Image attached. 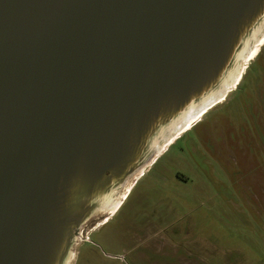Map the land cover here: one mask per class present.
I'll return each mask as SVG.
<instances>
[{
    "label": "water",
    "instance_id": "obj_1",
    "mask_svg": "<svg viewBox=\"0 0 264 264\" xmlns=\"http://www.w3.org/2000/svg\"><path fill=\"white\" fill-rule=\"evenodd\" d=\"M263 17L264 0H0V264H64Z\"/></svg>",
    "mask_w": 264,
    "mask_h": 264
},
{
    "label": "rangeland",
    "instance_id": "obj_2",
    "mask_svg": "<svg viewBox=\"0 0 264 264\" xmlns=\"http://www.w3.org/2000/svg\"><path fill=\"white\" fill-rule=\"evenodd\" d=\"M100 219L81 227L72 264H264V46L95 232Z\"/></svg>",
    "mask_w": 264,
    "mask_h": 264
},
{
    "label": "bare ground",
    "instance_id": "obj_3",
    "mask_svg": "<svg viewBox=\"0 0 264 264\" xmlns=\"http://www.w3.org/2000/svg\"><path fill=\"white\" fill-rule=\"evenodd\" d=\"M264 42V17L256 29L252 32L250 37L246 40L243 47L237 53L234 65L227 75L222 80L219 88L212 91L207 95L202 101L198 104H192L190 107L182 113V115L173 122L169 128L163 131L160 136L155 140L153 144L152 156L150 159L139 168L132 176H130L127 181L122 184L119 188L113 190L101 204V206L96 210L94 216L103 215L109 213L106 219L111 217L117 208L122 204L124 198L127 196L129 190L134 184L135 180H138L141 176V171L150 163V161L160 153L162 148L181 130H187L193 122L198 120L201 116V113L206 111L208 108L214 104L223 100V98L230 91H234L238 85L239 80L241 79L245 68L248 65L247 63L255 55L258 50V47L261 43ZM246 66V67H245ZM174 139V138H173ZM169 145V144H168ZM161 155V154H160ZM93 216V217H94ZM79 237V234L78 236ZM78 238H76L77 241ZM77 246V242L75 243ZM77 251L71 249L68 257L65 260L64 264H72L75 259Z\"/></svg>",
    "mask_w": 264,
    "mask_h": 264
},
{
    "label": "flooded vegetation",
    "instance_id": "obj_4",
    "mask_svg": "<svg viewBox=\"0 0 264 264\" xmlns=\"http://www.w3.org/2000/svg\"><path fill=\"white\" fill-rule=\"evenodd\" d=\"M262 46H264V42L263 43H261V45L258 47V50H257V52L255 53V55L250 59V61L247 63L248 65L250 64V62H252L256 57H257V55H258V53H259V51H260V49H261V47ZM248 65H246V66H248ZM245 66V67H246ZM246 69H247V67L245 68V70H244V73H245V71H246ZM243 73V74H244ZM242 77H243V75H242ZM242 77H241V79L239 80V82H238V84L241 82V80H242ZM238 86V85H237ZM237 88V87H236ZM232 91H230L229 93H227V95L223 98V100L222 101H220V102H218V103H216V104H214L213 106H211L210 108H208L206 111H204L203 113H201V116H200V118L198 119V120H196L195 122H193V124L187 129V130H181L179 133H177L173 138H171L170 139V141L162 148V150L160 151V153L159 154H157L151 161H150V163L141 171L142 173H141V176L139 177V178H141L142 176H143V174H145V171L148 169V168H150V167H152L153 166V164L159 159V157L162 155V154H164L166 151H167V149H168V147H170L172 144H174L178 139H180L185 133H187V132H189V131H191L195 126H197V124H199L202 120H203V118H204V116L209 112V111H211L212 109H214L216 106H218V105H220V104H222L225 100H226V98H227V96L231 93ZM169 144V145H168ZM161 154V155H160ZM177 177H179V175H177ZM130 191V190H129ZM125 199V198H124ZM120 207V206H119ZM118 207V208H119ZM118 208H117V210H118ZM116 210V211H117ZM115 211V212H116ZM115 212L113 213V215L115 214ZM108 214L109 213H105V214H103V215H101V219L98 221V224L96 225V227L93 229V231H95V232H97L101 227H102V225L105 223V222H108L109 221V219L113 216V215H111V217H109V218H105V217H107L108 216ZM189 239V238H188ZM86 241H89V239H86ZM90 242V241H89ZM189 254H190V252H188L187 253V255L186 256H189Z\"/></svg>",
    "mask_w": 264,
    "mask_h": 264
},
{
    "label": "crops",
    "instance_id": "obj_5",
    "mask_svg": "<svg viewBox=\"0 0 264 264\" xmlns=\"http://www.w3.org/2000/svg\"><path fill=\"white\" fill-rule=\"evenodd\" d=\"M150 168H151V167H150ZM150 168H148V169L145 171V173H146ZM136 181H137V180H135V182H136ZM135 182H134V184H135ZM134 184H133V185H134ZM133 185H132V187H133ZM132 187H131V188H132Z\"/></svg>",
    "mask_w": 264,
    "mask_h": 264
}]
</instances>
